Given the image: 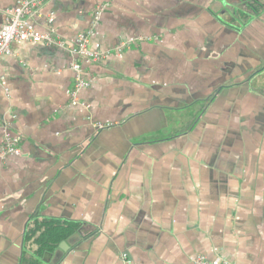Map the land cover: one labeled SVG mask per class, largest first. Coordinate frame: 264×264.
<instances>
[{"label": "crops", "instance_id": "crops-1", "mask_svg": "<svg viewBox=\"0 0 264 264\" xmlns=\"http://www.w3.org/2000/svg\"><path fill=\"white\" fill-rule=\"evenodd\" d=\"M102 4L89 46L108 54L78 104L66 49L0 56V145L21 137L0 159V264H22L36 212L78 224L55 264H264V0H48L33 22L75 44Z\"/></svg>", "mask_w": 264, "mask_h": 264}, {"label": "built area", "instance_id": "built-area-1", "mask_svg": "<svg viewBox=\"0 0 264 264\" xmlns=\"http://www.w3.org/2000/svg\"><path fill=\"white\" fill-rule=\"evenodd\" d=\"M48 0H21L17 5L9 7L5 10L6 20L0 26V56L12 53L11 44L15 40H26L33 42H42L48 46H56L66 49L72 56L70 64L71 69L75 73L74 83L70 92L71 103L76 105L79 103V93L83 88L89 86V81L83 76V64L100 62L107 57L108 52L99 49H91L89 39L94 31L95 25L99 22L103 12L107 6L99 5L93 12L92 26L86 32L81 33L75 44H69L58 36H55L53 29H49L44 33H39L33 22L35 15L39 14V10ZM49 23L53 22V18H48ZM121 49V46L119 47ZM3 79L0 76V80ZM102 124L99 128H104ZM20 136H14L10 132L4 133L3 143L0 145V159L8 155H20L19 147ZM122 259L126 264H131L127 253L122 254ZM195 264H231L221 259H207L199 256L195 259Z\"/></svg>", "mask_w": 264, "mask_h": 264}, {"label": "trees", "instance_id": "trees-1", "mask_svg": "<svg viewBox=\"0 0 264 264\" xmlns=\"http://www.w3.org/2000/svg\"><path fill=\"white\" fill-rule=\"evenodd\" d=\"M78 224L66 220L41 218L38 212L31 216L22 243V264L50 263L60 244L77 229Z\"/></svg>", "mask_w": 264, "mask_h": 264}, {"label": "water", "instance_id": "water-1", "mask_svg": "<svg viewBox=\"0 0 264 264\" xmlns=\"http://www.w3.org/2000/svg\"><path fill=\"white\" fill-rule=\"evenodd\" d=\"M250 5H252L253 7V4L250 3ZM72 243V238H68L67 240L63 241L60 244L59 249L56 251L55 256L53 258L54 260L51 262V264H55L56 261L60 260L65 255V253L72 247Z\"/></svg>", "mask_w": 264, "mask_h": 264}]
</instances>
